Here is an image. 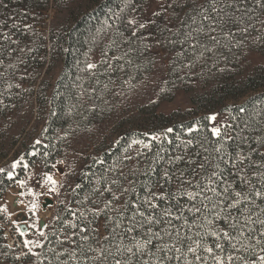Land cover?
Returning a JSON list of instances; mask_svg holds the SVG:
<instances>
[{"label":"trees","instance_id":"16d2710c","mask_svg":"<svg viewBox=\"0 0 264 264\" xmlns=\"http://www.w3.org/2000/svg\"><path fill=\"white\" fill-rule=\"evenodd\" d=\"M147 4L0 0V163L27 123L42 125L15 165H0V196L38 165L53 172L70 134L107 128L67 167V198L34 252L19 253L20 235L9 246L0 224L4 264H264V64L248 59L264 54V0H171L140 27ZM53 6L44 35L37 26ZM153 42L166 76L154 100L137 103ZM178 90L189 107L162 112ZM213 113L228 115L220 135Z\"/></svg>","mask_w":264,"mask_h":264},{"label":"rangeland","instance_id":"374dc122","mask_svg":"<svg viewBox=\"0 0 264 264\" xmlns=\"http://www.w3.org/2000/svg\"><path fill=\"white\" fill-rule=\"evenodd\" d=\"M170 2L171 0H148V4L145 8L146 14L144 18H142L141 24H148L153 19V16L156 13L161 12L163 9L170 10ZM59 14V11L54 6L48 11H45L43 21L38 23V29L44 33V35H47L50 29V24ZM171 21V14H168L166 24L171 23ZM153 43L154 44H150V49L153 54L157 55V58H155V71L151 73V75H148L144 81L140 82L141 85H139L140 89L137 92V98H134L137 103H148L149 101L154 100L157 97L158 90H161L162 81L166 76V67L168 66L169 58L163 50L161 51L159 49L157 43ZM100 59L101 56L99 54H94L90 61L91 67H95ZM248 59L252 64H264V54L259 52H249ZM59 70L60 69H56L51 75V82L53 84L60 74ZM126 86L125 91L129 92L131 86ZM116 88L117 87L114 86L113 90H110V92L115 93L114 89ZM188 107L189 101L187 100L184 91L178 90L174 100H164L161 105V111L170 113L179 108L187 109ZM212 117H215V119H212L213 128L218 129H220L228 120V115L226 113H213ZM12 123L13 121L11 119L4 121V127H7V132L15 131L16 127H14ZM41 126L42 125H38L35 119L27 123V127L23 133L19 146L17 145L12 150L11 155L2 160L0 165L7 163H14L15 165L16 154L18 150H21L19 147L24 144L26 147L33 141L37 140ZM106 132V125L103 124L102 127H100L95 121L94 124L88 126L86 131L84 130L83 132H74L72 135L70 134L67 151L59 157L60 159L53 172H47L42 165H38L29 170L27 175L8 190L4 196H0V213L5 216V221L8 222V224H6L1 220L0 224L5 228L4 234L6 237V243L9 246H17L15 235H20V254L24 253L26 250L28 252H34L36 250L41 243V237L46 231L47 225L51 223V220L55 216V209L58 203L67 198V191L65 189L66 182L68 181L67 167H69V165H79L81 159L86 157L88 152H90L87 148L96 145ZM48 177L52 178L51 181L48 180ZM69 184L72 185V181H69ZM47 199L53 200V203L44 206ZM33 205H35V207H33ZM20 225H25L27 231H22ZM99 229L100 235L105 237L106 225L104 221H101ZM26 241H32V243L27 244ZM0 264L4 263L0 260Z\"/></svg>","mask_w":264,"mask_h":264},{"label":"snow or ice","instance_id":"6c2138e0","mask_svg":"<svg viewBox=\"0 0 264 264\" xmlns=\"http://www.w3.org/2000/svg\"><path fill=\"white\" fill-rule=\"evenodd\" d=\"M140 27H144V25H140ZM89 67H91V65H89ZM212 119H215V117H212ZM168 131H172V130L169 129ZM213 132H214L216 135H220V129H218V128H214V129H213ZM51 179H52L51 177H48V180H49V181H51ZM52 182L55 183L54 181H52ZM21 183H23V182H21ZM237 195H239V193H237ZM257 195H260V193H257ZM33 207H35V205H33ZM261 223L264 224V221H262ZM73 226H75V225H73ZM213 235H215V233H213ZM224 235L227 236L228 233H225ZM26 243H27V244H31L32 241H26ZM216 247H220V245L217 244ZM30 250H31V249H30ZM207 250H208L209 252H212V248H209V249H207ZM129 251H131V249H129ZM189 251H190V252H195V249L190 248ZM197 259H199V258H197ZM217 259L219 260V257H217ZM228 259L231 260L232 258L229 257ZM260 259H261V260H264V257H261Z\"/></svg>","mask_w":264,"mask_h":264},{"label":"water","instance_id":"95a60500","mask_svg":"<svg viewBox=\"0 0 264 264\" xmlns=\"http://www.w3.org/2000/svg\"><path fill=\"white\" fill-rule=\"evenodd\" d=\"M52 203H53V200L47 199L46 200V203L44 204V206L49 205V204H52ZM20 227H21V230L22 231H27V227L25 225H20Z\"/></svg>","mask_w":264,"mask_h":264}]
</instances>
